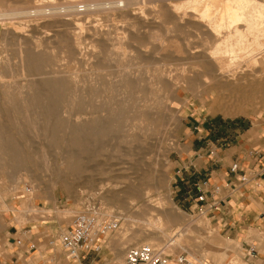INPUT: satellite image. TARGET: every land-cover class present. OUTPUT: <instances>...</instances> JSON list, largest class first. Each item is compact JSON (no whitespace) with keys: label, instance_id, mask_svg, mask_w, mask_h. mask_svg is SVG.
<instances>
[{"label":"rangeland","instance_id":"1","mask_svg":"<svg viewBox=\"0 0 264 264\" xmlns=\"http://www.w3.org/2000/svg\"><path fill=\"white\" fill-rule=\"evenodd\" d=\"M106 2L109 0H0V140L4 144L5 140H14L23 148L24 153L31 154L32 161L27 166L28 163L17 160L15 170L0 163V208L7 210L3 199L21 204L19 209L8 206L9 211L16 213V221L21 227L36 225L43 229L47 224L46 247L53 250L52 260L57 263L64 261L70 264L60 244L61 234L73 226L75 217L89 209V206H95L101 208L103 216L122 217L120 229L104 238L115 258L97 264H124L128 249L145 243L165 248L167 254L173 257L187 254L189 259L199 264H205V254H208L207 260L213 264H224L221 262L223 259L220 260L221 255L237 252V244L234 247L218 244L219 241H226L214 229L206 212L190 213L175 203L173 167L178 161L187 158L190 150L188 141L193 138L198 140L200 120L196 121L195 116H207L212 124L230 122L233 118L264 120V63L251 68L250 64H246L239 69L238 82L228 83L224 79L222 84L216 75L219 66L210 56L215 47L210 40L203 41V37L193 36L194 41L193 37L188 38L185 34L182 36L183 33L172 34L173 37L169 35L165 39L160 30L153 26L145 35L148 39L149 35L153 38L149 40L155 41V49L160 44L156 49L158 54H152L159 64L154 67L149 60H145L148 56L144 60L137 59L135 50L128 48L126 42L122 43L126 36L121 31L122 25L127 19L119 12H111L108 18L107 11L103 10V7L108 6ZM94 19H97V27L88 28L95 24ZM76 25L82 30H77V37L81 39L80 46L76 45L71 35ZM106 26L117 43H122L123 48H113L108 42V47L103 45ZM95 33L103 36L97 37L95 41L90 38ZM177 36H182V42L177 41ZM189 41L198 45L202 43L203 46L200 50L186 53ZM23 55L38 63L40 69L24 67L20 61ZM123 55L130 59L127 61ZM124 64L130 66L144 93L138 94L137 100H129L128 103L129 108L135 102L138 108L141 106L137 114L138 131L135 129L132 132L136 141L121 149L106 151L109 156L90 162L91 165L102 162L106 166V160L111 158V163H121L115 168L116 178L105 182L119 187L118 198L115 199L98 188L93 190L78 185L65 174V165L60 159L61 150L50 138V132L55 130L53 127L65 129L92 121L97 116L92 111L102 105L106 104V108L113 111L119 101L124 99L120 85L115 83L117 81L113 77ZM41 74L57 79L66 78L67 91L62 95L56 90L50 93L43 77H39ZM220 84L228 88L217 87ZM110 85L117 86L119 91L107 89L106 92ZM159 100H163L166 106L160 105L157 102ZM48 105L52 106V112L47 124L50 127L46 128L43 126L44 120L38 115L42 110H47ZM78 106L83 108L85 114L77 112ZM146 114L154 121H149ZM103 115L99 114L102 120L106 114ZM61 120L64 123L59 122ZM57 124H62L61 128ZM112 130L111 134L119 131L117 127ZM86 176L84 174L81 179ZM93 176L101 179L103 174L95 170ZM27 201L33 202L34 208L43 212L46 218L33 222L23 221L30 209V204L28 208L25 206ZM52 205L54 207H50ZM4 214L2 220L5 223ZM56 221L60 224L57 231L53 226ZM52 228V233H48ZM117 248L123 249V252H118ZM55 249L63 251L61 260L55 257ZM248 254H257L259 263H263L264 233L260 243L253 250L249 249ZM83 264H89L88 260ZM231 264L239 263L234 261Z\"/></svg>","mask_w":264,"mask_h":264},{"label":"bare ground","instance_id":"2","mask_svg":"<svg viewBox=\"0 0 264 264\" xmlns=\"http://www.w3.org/2000/svg\"><path fill=\"white\" fill-rule=\"evenodd\" d=\"M106 3L108 6L103 7V10L107 11L108 18L110 17L111 12H119L127 19L125 20L124 25H122L123 30L121 31H123V33H125L126 35H124L125 37L122 39V43L126 42L127 44L125 43V45H127L128 48H133L135 50L134 55L137 59L144 60L145 57L148 56L149 58H146L145 60H149L154 65V67H157V65L159 64L158 60L156 59V61L152 57V54H154V52L156 55L158 54L156 53V49L159 48L160 44L155 49V47L157 46L155 44V41L153 42L149 40L150 38H152L150 37V35L149 39L145 35L153 26L154 28L156 27L155 29L158 28L160 30L161 34L164 35V38L172 34L177 35L178 33H183L182 36H184L185 34L188 38L199 36V38L203 37V41L210 40L215 45V47L213 48L214 51L210 56L212 60L214 59L216 61L217 66H219V69L216 66L218 69V71H216V75L220 80L219 82H222L224 79L228 81V83H230V81L238 82V73L240 71L239 69H241L242 66L250 64L249 67L251 68L254 65L264 63V0H109V2ZM96 21L97 19H94L93 22H95V24L90 25V27L88 28L93 27L95 29V27H97ZM106 27L107 33H105L106 37H104L105 43L103 45L105 47H108L106 43L108 42L112 45L113 48H116L117 46L123 48L122 43H117V40L111 36L108 26ZM79 29L80 26L76 25L75 31L71 34L74 37L77 46H80L81 40L77 37V30ZM117 30L119 29L117 28ZM80 31L82 30L80 29ZM99 36L103 35L95 33L91 34L90 38L95 40ZM173 36L174 35H172V37ZM181 37L177 36V38H179L177 41H179ZM194 38L195 37H193V40L195 41ZM119 39H121V37ZM129 39H132L133 41L130 42ZM182 40L184 41V39ZM201 41L197 42L200 44ZM180 42L182 41L180 40ZM202 46V43L201 45H198L197 43L189 41L185 48L186 53L190 54L192 50H200ZM77 50L75 49V51ZM116 56L113 58H116ZM123 56L127 61L128 58L130 59V57H128L127 55ZM197 59H199V57ZM20 61L24 65V67L26 66L28 69H31L32 67L37 70L40 69L39 64L32 61L29 56H21ZM131 70L132 69H130V66L128 64H124L119 70H117L116 73H114V76L112 75L114 78H116V80H114L117 81L114 82L120 85V90L124 94V97H122L124 99L119 101V104L117 105V107H114L113 111L108 110L105 104L97 107L92 111V114L94 116L97 115L92 121L86 124L82 123L84 125H81V123L78 125H71L65 129L61 128L60 126L62 124L59 125V123L57 125L61 129L53 127V129L55 130H52L50 132V138L52 139L54 144L61 150L60 159H62V163L65 165V174L71 177L72 180L77 182L78 185L93 190L98 188L99 190L103 191V193L107 192L112 198H118L117 192L119 191V187L113 183L105 184V182L106 180H112L116 178L114 175V172L116 171L115 168L118 167V165L121 163L113 164L111 163V158H106V166L102 162H97L94 165H91L90 162L97 161L100 157L103 156H109L106 154V151L109 152L111 149L112 151H115L120 147H124V145L127 146L129 144H133V142L136 141L135 135H132V132L134 133V130H137L136 127L139 124V108L141 106L138 108L137 103L133 101L135 103L130 104L131 108H129L128 103L129 100H137L139 98L137 97L138 94L143 95L144 93L140 90V84L136 80L134 72ZM242 73L243 72H241V74ZM109 76H111V74H109ZM39 77H43V82L48 86L49 90H47L50 93L51 91L56 90L58 94L62 95L67 91L68 80L66 78L57 79L47 74H41V76ZM161 77H164L163 73H161ZM233 83L231 84L233 85ZM218 86H221V84L217 85V87ZM224 86L225 84L221 86V89H226L227 86ZM107 89L113 92L119 91L117 86L110 85V87L106 88V92ZM94 95L99 96V94L96 93H94ZM35 100L38 101L37 99ZM157 102L160 105L163 104V106H166L163 100H159ZM46 107L47 110H42L41 114H39L38 117L40 116L44 120L43 126L47 128V124H49V119L51 116L50 112H52L50 111V109H52V106L50 107V105H48ZM78 110L79 111L77 112L85 114L82 107L78 106ZM161 110H163V108ZM161 110H159V112ZM103 113L106 114V116L105 119L102 120L100 117L101 115L99 116V114H102V116H104ZM145 116L149 121H154V119L149 114H146ZM64 120H61L59 122L64 123ZM74 122H76V120H74ZM115 127H117L119 131L111 134V132L113 131L112 129ZM5 143L6 144H4L2 140H0V159L3 160V162L0 163L5 165L7 168L9 166V168L13 170H15L14 165L16 164L17 160H22V162L28 163L27 166H29V164L32 162L30 157L31 154L24 153L22 150L23 148L17 145L14 140H5ZM126 154L124 156H126ZM27 170H30V168L27 167ZM95 170L101 171V174H103V177L101 179L93 176V172ZM84 174L87 176L82 180L81 177ZM28 192L31 193L30 191ZM29 204L30 209L26 214L27 218H25L23 221L32 222L31 220H39L43 216V212L35 209L33 202H29ZM134 205L135 204H132L131 206ZM7 210H9V208H7ZM23 223L24 222H22L21 224Z\"/></svg>","mask_w":264,"mask_h":264},{"label":"crops","instance_id":"3","mask_svg":"<svg viewBox=\"0 0 264 264\" xmlns=\"http://www.w3.org/2000/svg\"><path fill=\"white\" fill-rule=\"evenodd\" d=\"M206 117L195 116L196 121L200 120L198 140L193 138L188 141L190 150L187 158L173 167V199L190 213H200L199 209L203 206L212 226L226 241H219L218 244L225 247L237 244V252L221 255L222 263L260 264L259 256L248 252L260 243L264 233V120L233 118L230 122L212 124ZM233 163H238L236 172L231 169ZM204 182L206 186H203ZM216 187L220 189L216 191ZM202 191L206 192L207 202L204 205L197 202ZM2 201L7 208L19 209L22 206L7 199ZM25 206L28 208L29 201ZM15 214L0 208V264H65L64 261L57 263L52 260L53 250L46 247L47 224L43 229L36 225L30 226V229L21 227ZM45 218L42 216L39 220ZM53 226L56 231L60 229L58 221ZM52 231L53 228L48 233ZM18 241H21L20 245ZM100 246L98 252L85 253L79 259L82 263L67 251L64 253L70 264H83L86 260L89 264H97L115 258L108 249L107 241L101 239ZM116 250L123 252L120 248ZM55 252V257L61 260L63 251L55 249ZM207 256H204L205 264H213Z\"/></svg>","mask_w":264,"mask_h":264},{"label":"built area","instance_id":"4","mask_svg":"<svg viewBox=\"0 0 264 264\" xmlns=\"http://www.w3.org/2000/svg\"><path fill=\"white\" fill-rule=\"evenodd\" d=\"M238 163H233V172L238 170ZM203 186H206L204 182ZM220 188L216 187L218 191ZM26 191H29L26 188ZM197 202L206 204V192L202 191ZM199 212H205L201 206ZM122 217L103 216L100 207L89 206L85 212L75 217L74 224L60 236V244L73 258L79 260L85 253L100 251V240L120 229ZM21 244V241H18ZM124 264H199L188 258L187 254L173 257L167 254L165 248L154 247L150 244H141L130 247L127 251Z\"/></svg>","mask_w":264,"mask_h":264}]
</instances>
